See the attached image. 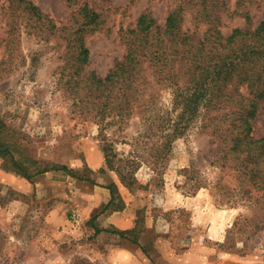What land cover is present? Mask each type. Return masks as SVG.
Listing matches in <instances>:
<instances>
[{
	"label": "rangeland",
	"instance_id": "rangeland-1",
	"mask_svg": "<svg viewBox=\"0 0 264 264\" xmlns=\"http://www.w3.org/2000/svg\"><path fill=\"white\" fill-rule=\"evenodd\" d=\"M28 1L56 28L44 30L14 0H0V122L6 126L4 139L14 145L12 156L29 167L30 160L41 168L66 166L94 182L76 180L74 188L86 183L106 189L110 181L119 182L104 164V145L112 148L115 165L124 173L139 163L131 191L120 183L127 191L126 201L119 193L114 200L120 211L129 210L135 233L125 239L110 233L98 241L102 257L119 247L132 255V264H264V194L252 191L241 198L243 191L232 173L211 163L214 146L209 135L197 125L189 127L172 143L161 174L150 169L148 162L156 161L151 149L158 145L152 129L162 118L171 120L176 115L170 90L149 76L140 101L141 117L135 114L121 120L111 114L97 124L74 103L60 76L68 58L66 35L84 4L100 16V25L84 37L89 63L83 72L103 77L125 54L121 30L134 28L144 13L162 27L167 15L181 8L182 30L198 41L212 24L224 37L233 29L246 28V16L254 29L264 21V0ZM200 2H204L203 11ZM11 19L17 29L10 33ZM252 123L253 136L264 137V104ZM90 151L102 158L101 166L93 170L85 162ZM1 167L10 169V159L2 161ZM101 167L104 172L100 173ZM14 200L24 203L22 209L16 208ZM36 203L34 195L20 196L0 186V264H25L28 257L39 256L40 246L11 241L15 237L26 241L33 233L41 236L35 210L46 211L49 204L40 201L36 207ZM100 214L104 222L111 213L100 208L90 223ZM82 252L79 242L60 245L55 264H110L104 259L91 261Z\"/></svg>",
	"mask_w": 264,
	"mask_h": 264
},
{
	"label": "trees",
	"instance_id": "trees-1",
	"mask_svg": "<svg viewBox=\"0 0 264 264\" xmlns=\"http://www.w3.org/2000/svg\"><path fill=\"white\" fill-rule=\"evenodd\" d=\"M14 4L21 6L31 22L41 23L44 30L56 28L30 1L14 0ZM198 6L203 11L204 2ZM181 14V8L168 14L162 27L150 13L140 15L134 28L121 30L125 47L122 60L100 77L94 71L83 72L89 63L84 37L98 28L100 16L86 4L80 6L66 35L68 58L60 74L65 79V88L74 103L80 104L97 124H102L111 114L121 120L135 114L141 117L140 101L151 76L158 85L170 90L176 115L171 120L162 118L152 129L158 145L151 149L156 161L148 162L150 169L160 175L172 143L189 127L197 125L213 140L211 163L232 173L243 191L241 198L252 191L264 194V137L253 136L252 123L259 105L264 104V21L250 29L246 16L248 28L233 29L225 37L212 24L200 40L194 41L182 30ZM11 21L10 33L17 29L14 19ZM5 130L6 126L0 122V159L9 158L11 163V168L5 170L28 182L48 171H63L73 179L94 184L66 166L41 168L40 163L30 160L29 167L16 160L11 153L13 143L4 139ZM102 153L107 170L116 173L119 182L131 191V185L137 182L133 173L139 163H133L134 169L124 173L123 168L115 165L116 155L109 145L102 147ZM99 172L104 169L101 167ZM105 188L110 200L102 211H120V206H114L118 194L115 183L110 181ZM135 229L134 226L127 231H104L125 239ZM95 232L98 234L99 230ZM132 242L137 243L135 239Z\"/></svg>",
	"mask_w": 264,
	"mask_h": 264
},
{
	"label": "crops",
	"instance_id": "crops-1",
	"mask_svg": "<svg viewBox=\"0 0 264 264\" xmlns=\"http://www.w3.org/2000/svg\"><path fill=\"white\" fill-rule=\"evenodd\" d=\"M85 162L87 168L93 170L95 167L101 166L102 158L96 151H90ZM1 164L2 160H0L1 187L20 196L34 195L37 202L36 207L40 201L49 204L46 211L42 212L40 208L35 210L41 222L37 227L42 229L41 236L33 233L26 241L19 237L11 239L12 242L16 243L25 242L40 246V253L37 254L39 256L28 257V260L24 262L25 264H55L54 255L58 253L59 246L77 242L81 245L84 257L91 261L104 259L101 254L102 245L99 242L103 238L107 239L110 233L99 232L96 234V229L114 228L118 231H127L135 226L134 219L127 208L106 215L104 222L101 219L103 215L100 214L97 220L90 223L95 212L110 200V193L102 187H89L84 183L83 186L74 188L76 179L64 175L61 171H48L28 182L15 173L3 169ZM113 182L125 202L126 189L120 182L115 180ZM53 187L58 189L51 192ZM14 204L18 206L16 208L20 209L24 203L14 200ZM116 238L118 239L117 236ZM22 251L26 252V249L22 248ZM45 252L47 253L45 254ZM44 257L47 260L40 262V259ZM104 260L110 264H132L133 262L132 255L119 247L110 250Z\"/></svg>",
	"mask_w": 264,
	"mask_h": 264
}]
</instances>
